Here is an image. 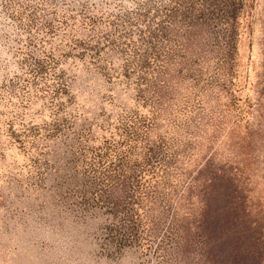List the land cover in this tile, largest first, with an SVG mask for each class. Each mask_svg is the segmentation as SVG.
<instances>
[{
  "label": "rangeland",
  "instance_id": "obj_1",
  "mask_svg": "<svg viewBox=\"0 0 264 264\" xmlns=\"http://www.w3.org/2000/svg\"><path fill=\"white\" fill-rule=\"evenodd\" d=\"M0 264H264V0H0Z\"/></svg>",
  "mask_w": 264,
  "mask_h": 264
}]
</instances>
